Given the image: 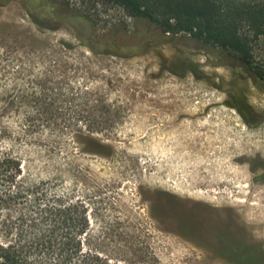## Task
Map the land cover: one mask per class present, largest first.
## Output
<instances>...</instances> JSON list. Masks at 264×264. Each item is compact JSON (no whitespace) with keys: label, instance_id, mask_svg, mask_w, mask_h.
<instances>
[{"label":"rangeland","instance_id":"rangeland-1","mask_svg":"<svg viewBox=\"0 0 264 264\" xmlns=\"http://www.w3.org/2000/svg\"><path fill=\"white\" fill-rule=\"evenodd\" d=\"M146 2L162 19L164 3ZM36 15L55 27L18 1L0 6V93L67 77L102 99L72 102L81 131L112 121L83 141L56 135L52 166L21 143L0 146L29 160L31 181L83 202L84 247L148 264H239L217 241V230L239 226L264 248V78L227 50L162 34L104 0H43ZM250 36L264 72V33Z\"/></svg>","mask_w":264,"mask_h":264},{"label":"trees","instance_id":"trees-1","mask_svg":"<svg viewBox=\"0 0 264 264\" xmlns=\"http://www.w3.org/2000/svg\"><path fill=\"white\" fill-rule=\"evenodd\" d=\"M104 1L121 7L131 17L159 24L162 34L184 32L227 50L257 77L264 78L263 70L253 65L249 38L250 34L258 37L264 33V0H161L164 15L160 20L153 19L146 0ZM66 79L36 77L28 82L32 84L29 88L0 93V140L32 148L34 156L52 166L60 145L56 135L70 134L72 139L80 136L83 141L89 137L86 134L108 126L111 118L101 116L86 122L85 131H81L72 102L102 99L92 98L86 90L74 91ZM80 117L84 120V115ZM29 164L12 147L0 146V264H148L120 256L111 259L94 248H85L88 219L83 202L68 196L61 199L50 182L31 181ZM242 241L244 244H227L226 250L236 262L264 264V256L254 252L256 242Z\"/></svg>","mask_w":264,"mask_h":264},{"label":"flooded vegetation","instance_id":"flooded-vegetation-1","mask_svg":"<svg viewBox=\"0 0 264 264\" xmlns=\"http://www.w3.org/2000/svg\"><path fill=\"white\" fill-rule=\"evenodd\" d=\"M11 1H14V0H0V6L1 5L8 4ZM15 1H18L20 3L21 8L25 11L26 15H28L29 17H31V19L33 21H35L37 24H39L41 26L48 27V28L55 27V26H53V24H51L52 22H50V24L44 23L43 20L39 19L37 17V15H36V9L39 6H41L43 0H15ZM85 19L89 22V19L88 18H85ZM91 49H93V48H91ZM204 225L205 226H209L208 223H204ZM229 225H231V224H229ZM229 229H227L228 230L227 232H229V235L228 236L225 235V233H224L223 230H217V234L220 232L219 235H218V237H217L218 243L220 242V244H219V249L220 250H222L223 248L224 249L227 248L228 241H230L231 243L237 242V243L244 244L243 241H242V237H241V236L246 235L244 233V229L242 227L240 228L239 226H236V227L234 226V227H232L231 230H229ZM254 249H255V251L257 253H259V254H261V255L264 256L263 242L256 241V243H254ZM208 250H209V248H208Z\"/></svg>","mask_w":264,"mask_h":264},{"label":"bare ground","instance_id":"bare-ground-1","mask_svg":"<svg viewBox=\"0 0 264 264\" xmlns=\"http://www.w3.org/2000/svg\"><path fill=\"white\" fill-rule=\"evenodd\" d=\"M251 215V214H250Z\"/></svg>","mask_w":264,"mask_h":264}]
</instances>
